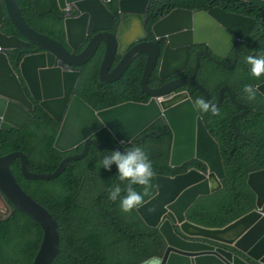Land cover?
Here are the masks:
<instances>
[{"label":"water","instance_id":"1","mask_svg":"<svg viewBox=\"0 0 264 264\" xmlns=\"http://www.w3.org/2000/svg\"><path fill=\"white\" fill-rule=\"evenodd\" d=\"M58 1L67 14L64 24L66 46L32 28L23 16L19 0H0V130L22 129L32 121L36 102L55 122L61 123L54 149L67 153L83 146V151L62 161L55 172L45 174L31 172L29 159L23 153L0 158V222L8 220L15 210L37 221L44 234L33 264H52L63 251L59 224L21 187L12 172V163L20 161L22 174L27 180H54L70 162L82 161L91 146L99 150L125 151L93 141L92 138L101 131L107 130L124 148L161 120L173 137L170 166L181 167L196 160L205 164L207 170L192 169L174 177L156 176L157 194L136 211L147 226L159 230L167 247L162 256H154L141 264H251L227 247L234 248L257 264H264V168L255 170L248 177V186L256 195V208L250 213L217 229L191 223L186 217L197 199L219 191L226 177L220 147L194 107L193 100L187 92L172 94L184 85H193L206 100L213 101L208 91L196 81L200 55L213 60L209 51L197 53L191 76L171 81L160 89L148 87L160 56L159 78L162 80L187 68L195 45L204 44L215 56L227 58L235 47L242 48L241 44L249 39L257 21L220 7L210 10L177 8L151 26L153 37L148 39L144 21L150 0H118L120 24L115 32H110L115 19L108 8L113 0ZM133 5L138 8L135 10ZM128 12L140 14L142 35L136 45H132V41L123 46L122 26ZM7 18L21 37L7 36L2 32ZM160 42L164 43L163 51ZM86 43L84 51L76 55L75 52ZM101 44L105 46V55L100 80L107 85L119 81L136 56L141 53L147 56L141 90L151 99L148 104L126 103L97 112L75 95L81 76L78 68L93 59ZM32 45L37 46L36 52L32 51L16 64L12 62L11 56L16 50L30 49ZM117 55L122 59L110 72ZM15 56L20 59L21 55ZM258 88L264 97V83ZM226 93L243 109L231 119L238 137L240 131L235 126V119L246 115L248 107L237 101L235 91L229 86L220 89L215 103L217 107Z\"/></svg>","mask_w":264,"mask_h":264},{"label":"trees","instance_id":"2","mask_svg":"<svg viewBox=\"0 0 264 264\" xmlns=\"http://www.w3.org/2000/svg\"><path fill=\"white\" fill-rule=\"evenodd\" d=\"M19 4L24 18L32 28L66 46V13L61 9L58 0H19ZM214 7H221L257 21L243 49L238 50V61L233 68L203 58L196 75V81L208 91L214 103L218 101L220 89L229 86L235 91L237 101L248 107L246 115L235 119V126L240 131L238 137L231 119L243 109L234 104L227 94L218 107L219 116H213L210 112H199L220 147L226 177L219 191L200 197L186 215L194 224L207 228H223L255 208L256 195L248 186V177L255 170L264 168V97L257 92L256 99L249 100L243 91L246 84L259 86L264 83V75L253 77L251 66L246 61L250 54L264 55V1L151 0L146 11L145 28L177 8L209 10ZM109 8L114 14L117 26L118 0L110 3ZM2 32L7 36L21 37L8 18L3 24ZM36 48L33 45L31 49ZM83 50L84 48L77 53ZM30 51L24 49V52L17 50L14 53H23L25 56ZM104 55L105 47L101 45L94 58L82 67L75 95L97 112L128 102L147 104L149 98L141 90L147 56L139 54L118 82L106 85L99 77ZM22 57L19 59L12 56V60L17 63ZM120 59L117 57L115 65ZM158 81L161 80L156 68L150 77L149 87H154ZM180 90L188 92L193 102L201 97L206 99L192 85H186ZM59 129L60 124L34 102L32 121L20 130H0V158L16 152L23 153L29 159L31 172L53 173L66 158L80 155L83 151L82 147L69 153L56 151L54 142ZM93 139L101 145L116 144V140L107 130L101 131ZM172 140L169 127L159 120L127 147H142L148 153L156 174L174 176L192 168L206 170V166L200 161H190L180 168H171L169 162ZM109 154L110 150L90 147L86 158L70 162L58 178L50 181L27 180L22 174L20 161L12 163V172L21 187L45 207L59 224L60 248L63 251L52 264H141L164 253L166 241L159 230L148 227L136 209L125 213L120 208L119 199L113 201L109 198L110 189L116 185L125 189L128 183L120 181L115 164L111 171L103 168L100 162ZM151 184L144 202L157 192L154 178ZM134 187L143 192L142 186ZM123 194L122 192L121 195ZM43 234L37 221L24 212L15 210L8 220L0 222L1 263L33 264ZM229 249L251 262L239 251Z\"/></svg>","mask_w":264,"mask_h":264},{"label":"clouds","instance_id":"3","mask_svg":"<svg viewBox=\"0 0 264 264\" xmlns=\"http://www.w3.org/2000/svg\"><path fill=\"white\" fill-rule=\"evenodd\" d=\"M115 1V0H113ZM112 1V2H113ZM151 1V0H150ZM262 1V0H261ZM111 3V2H110ZM150 4V3H149ZM149 7V6H148ZM109 8V7H108ZM221 8V7H220ZM148 9V8H147ZM223 9V8H222ZM66 13V12H65ZM74 14H76L74 12ZM242 15V14H241ZM67 16V14H66ZM164 17V16H163ZM115 19V18H114ZM120 19V17H119ZM161 19V18H160ZM159 19V20H160ZM66 21V20H65ZM120 21V20H119ZM120 24V22L118 23ZM155 24V23H154ZM114 26H115V21H114ZM119 26V25H118ZM118 28V27H117ZM151 28V27H150ZM65 29V28H64ZM144 29L145 31H147V29L145 28L144 26ZM148 32V31H147ZM251 36V35H250ZM133 41V40H132ZM131 41V42H132ZM136 41L138 40H134L133 42L135 43ZM132 43V45H136ZM245 43V42H243ZM103 45V44H102ZM204 45V44H202ZM33 46V45H32ZM36 46V45H35ZM87 46V43L82 46L80 49L82 48H86ZM196 46V45H195ZM101 47V45H100ZM99 47V48H100ZM105 47V46H104ZM32 48V47H31ZM28 49V50H31ZM98 48V49H99ZM79 49V50H80ZM19 50H24V49H19ZM36 50V49H35ZM35 50H31L29 52V54L32 52V51H35ZM78 50V51H79ZM17 51V50H16ZM77 51V52H78ZM84 51V50H83ZM82 51V52H83ZM36 52V51H35ZM75 52V53H77ZM81 52V53H82ZM126 51H124L125 53ZM15 54V53H14ZM28 54V55H29ZM15 56V55H13ZM27 56V55H26ZM25 57V56H24ZM22 57V59L24 58ZM117 57H120L122 59V56L121 55H117ZM117 57H116V60H117ZM137 57V56H136ZM21 58V56H20ZM94 58V57H93ZM159 59V58H158ZM11 60H12V56H11ZM104 60V59H103ZM115 60V62H116ZM21 61V60H20ZM121 61V60H120ZM134 61V60H133ZM246 61L247 63L251 66V75L253 77H256V78H259L261 77L262 75H264V55H260V54H256V55H248L246 57ZM13 62V60H12ZM114 62V63H115ZM147 62V61H146ZM14 63V62H13ZM18 63V62H17ZM103 63V62H102ZM200 63V62H199ZM16 64V63H14ZM131 65V64H130ZM226 65V64H225ZM102 66V65H101ZM157 66V65H156ZM200 67V66H199ZM17 68V66H16ZM15 68V69H16ZM82 68V67H80ZM117 68V67H116ZM129 68V67H128ZM101 69V68H100ZM156 69V67H155ZM154 69V71H155ZM160 69V67H159ZM128 70V69H127ZM198 71H199V68H198ZM197 71V73H198ZM127 72V71H126ZM153 74V73H152ZM125 75V74H124ZM123 75V76H124ZM122 76V77H123ZM152 76V75H151ZM158 76H159V70H158ZM81 77V76H80ZM99 77H100V73H99ZM160 79V78H159ZM169 79V78H168ZM80 80V79H79ZM150 80V79H149ZM162 80V79H160ZM166 80V79H165ZM102 82V81H101ZM118 82V81H117ZM103 83V82H102ZM116 83V82H115ZM114 84V83H113ZM107 85V84H106ZM110 85V84H108ZM185 86V85H184ZM193 86V85H192ZM148 87H149V82H148ZM183 87V86H182ZM195 87V86H194ZM77 88V87H76ZM150 88V87H149ZM151 90H154V88H150ZM180 89V88H179ZM179 89L175 92H173L172 94L174 93H179L181 91H179ZM76 91V90H75ZM183 91V90H182ZM243 91L244 93L247 95V98L249 100H255L256 99V95H257V92L259 91V88L258 86H255V85H252V84H246L243 88ZM183 92H186V91H183ZM143 93V92H142ZM188 93V92H187ZM144 94V93H143ZM189 94V93H188ZM227 94V93H226ZM145 95V94H144ZM228 95V94H227ZM146 96V95H145ZM190 96V95H189ZM147 97V96H146ZM149 98V97H147ZM191 98V97H190ZM150 98H149V102H150ZM148 102V103H149ZM128 103H134V102H128ZM147 103V104H148ZM126 104V103H125ZM137 104H143V103H137ZM123 105V104H122ZM120 106V105H119ZM194 107L197 109V111L199 112H204V113H207V112H210L213 116H219L220 115V110L219 108L217 107V105L211 101V100H206L204 99L203 97L201 98H198L194 101ZM243 112V111H242ZM159 121V120H158ZM61 124V123H59ZM155 124V123H154ZM153 124V125H154ZM152 125V126H153ZM151 126V127H152ZM150 127V128H151ZM61 128V127H60ZM147 131V130H146ZM145 131V132H146ZM144 132V133H145ZM143 133V134H144ZM141 134V135H143ZM140 135V136H141ZM139 136V137H140ZM137 137V138H139ZM136 138V139H137ZM135 139V140H136ZM134 140V141H135ZM133 141V142H134ZM144 141V139H143ZM132 142V143H133ZM123 143V142H122ZM131 143V144H132ZM130 145V144H129ZM127 145V146H129ZM125 146L124 149L125 151H120V150H110V154L109 155H106L103 160L100 162L103 166V168L111 171V167L113 164H115L118 168V175H119V179L120 181H127L128 183L125 185V189H122L119 185H116L114 188L110 189L109 190V198L113 201H116L117 199H119L120 201V208L123 212L125 213H129L131 212L133 209H136L138 208L139 206H141L144 202V197L149 195V191L152 187V184H151V181L152 179L154 178L155 179V183H156V176L157 175H160V174H156L155 171H154V168H153V163L151 161V159L149 158V155L148 153L140 146H133L131 148ZM92 147V146H91ZM90 149V148H89ZM68 153V152H67ZM88 155V154H87ZM171 155V154H170ZM86 158V157H85ZM67 159V158H66ZM196 161V160H194ZM190 162V161H189ZM188 163V162H187ZM170 164V162H169ZM186 164V163H185ZM205 165V164H204ZM183 166V165H182ZM181 166V167H182ZM206 166V165H205ZM171 167V166H170ZM171 168H175V167H171ZM176 168H180V167H176ZM192 169H195V168H192ZM192 169H189L188 171L192 170ZM198 170V169H196ZM206 170H207V167H206ZM206 170H198V171H201V172H206ZM186 171V172H188ZM184 172V173H186ZM226 172V171H225ZM184 173H180V174H184ZM253 173V172H252ZM179 175V174H178ZM162 176H168V175H162ZM176 176V175H174ZM174 176H169V177H174ZM223 181V180H222ZM135 185H139V186H142L143 187V192H140V191H137L136 188L134 187ZM156 188H157V183H156ZM158 191V190H157ZM124 193L123 195H121V193ZM157 194V192H156ZM155 194V195H156ZM154 195V196H155ZM153 196V197H154ZM205 197V196H203ZM152 198V197H151ZM150 198V199H151ZM199 199V198H198ZM197 199V200H198ZM149 200V199H148ZM147 200V201H148ZM194 205V204H193ZM192 205V206H193ZM256 206V205H255ZM256 208V207H255ZM254 208V209H255ZM253 209V210H254ZM252 210V211H253ZM140 217V216H139ZM187 217V215H186ZM141 218V217H140ZM188 220V219H187ZM189 221V220H188ZM144 222V221H143ZM145 223V222H144ZM192 223V222H191ZM149 227V226H148ZM207 228V227H206ZM217 229V228H215ZM177 233L182 235V233L179 231V229H177ZM188 239V238H187ZM204 242H206V240H202ZM207 243H210V244H214V245H217L213 242H209L207 241ZM218 246V245H217ZM166 247H167V243H166ZM229 248H232V247H227V249ZM234 249V248H233ZM166 250V249H165ZM230 250V249H229ZM232 251V250H231ZM165 252V251H164ZM235 253V252H234ZM241 253V252H240ZM164 254V253H163ZM162 254V255H163ZM161 255V256H162ZM244 255V254H243ZM240 256V255H239ZM242 257V256H241ZM247 257V256H245ZM243 258V257H242ZM248 258V257H247ZM245 259V258H244ZM246 260V259H245ZM247 261V260H246ZM250 262V261H248ZM251 264H257L256 262L252 261L250 262Z\"/></svg>","mask_w":264,"mask_h":264},{"label":"flooded vegetation","instance_id":"4","mask_svg":"<svg viewBox=\"0 0 264 264\" xmlns=\"http://www.w3.org/2000/svg\"><path fill=\"white\" fill-rule=\"evenodd\" d=\"M112 3V2H111ZM109 5H110V3L108 4V7H109ZM110 9V8H109ZM212 9V8H211ZM210 10V9H209ZM147 11V10H146ZM139 14V13H138ZM139 16H140V14H139ZM145 16H146V13H145ZM156 23V22H155ZM119 25V24H118ZM118 25L117 26H114V28L113 29H111L110 30V32H115L116 31V29H117V27H118ZM141 26H142V19H141ZM144 26H145V21H144ZM152 26V25H151ZM150 26V27H151ZM150 27H148L147 28V31H148V36H149V38L148 39H150V38H152L153 37V34H152V32H151V30H150ZM95 34H93L92 36H94ZM141 35H142V33H141ZM141 35H139V36H141ZM138 36V37H139ZM138 37H136L134 40H138ZM133 40V41H134ZM132 41V40H131ZM141 40H138V41H136L134 44H137V43H139ZM245 43H242L241 44V46H242V48H237L236 49V47H235V49L231 52V54L227 57V58H219V57H217V56H215L210 50H209V48L206 46V45H196V46H193L192 47V51H191V54H190V58H189V61H188V66H187V68L183 71V72H181V73H178V74H176V75H174L173 77H171V78H169V79H166V80H161V81H158L157 83L155 82V86L154 87H152V89L154 88V89H160V88H162V87H164L165 85H167L168 83H170L171 81H174V80H177V79H181V78H185V77H189V76H191L192 75V73L194 72V68H195V65H196V59H197V53L198 52H202V51H209V53H210V55L212 56V58H213V60L214 61H217V62H219V63H222V64H226V66L227 67H229V68H233L235 65H236V63H237V61H238V55H237V52H238V50H240V49H243V45H244ZM102 45V44H101ZM160 46H161V49H162V51H163V49H164V43H162V42H160ZM32 50V49H31ZM22 52H24V50H22ZM76 55H79L80 53H75ZM13 55H15V54H13ZM19 55H21V57L23 56L24 57V54L22 53V54H19ZM18 55V56H19ZM26 56V55H25ZM203 58H206V59H208V60H211V59H209V58H207L205 55H203V54H201L200 55V63H201V61H202V59ZM121 60V59H120ZM212 60V61H213ZM228 61H230L231 63L230 64H228L227 62ZM120 63V62H119ZM119 63L117 64V65H115V63L113 64V66L111 67V69H110V72H113L115 69H116V67L119 65ZM200 63H199V65H200ZM235 63V64H234ZM160 64H161V56L159 57V59H158V63H157V66H156V68H158V70H159V67H160ZM234 64V65H233ZM233 65V67H231ZM80 71H81V73H82V68H78ZM186 86V85H185ZM184 87V86H183ZM182 88V87H181ZM180 88V89H181ZM179 89V91H181V92H183L182 90H180ZM60 127H61V124H60ZM59 131H60V129H59ZM59 133V132H58ZM58 135V134H57ZM96 136V135H95ZM94 136V137H95ZM93 137V138H94ZM92 138V140L93 141H95V142H98V141H96V140H94ZM99 143V142H98ZM109 146H113L114 148H119V149H126V148H122L117 142H116V144L115 145H109ZM81 148V147H80ZM82 148H83V146H82ZM79 149V148H78ZM77 150V149H76ZM74 151V150H73ZM72 152V151H71ZM69 153V152H68ZM178 175V174H177Z\"/></svg>","mask_w":264,"mask_h":264},{"label":"bare ground","instance_id":"5","mask_svg":"<svg viewBox=\"0 0 264 264\" xmlns=\"http://www.w3.org/2000/svg\"><path fill=\"white\" fill-rule=\"evenodd\" d=\"M132 8L136 10L138 8V5H133ZM122 29V32L124 33V36L122 38L123 46H127L131 42V40H134L136 37L141 35V18L138 12H128L125 15V21Z\"/></svg>","mask_w":264,"mask_h":264}]
</instances>
